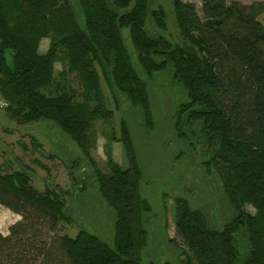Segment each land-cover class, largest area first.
<instances>
[{"label": "trees", "instance_id": "trees-1", "mask_svg": "<svg viewBox=\"0 0 264 264\" xmlns=\"http://www.w3.org/2000/svg\"><path fill=\"white\" fill-rule=\"evenodd\" d=\"M200 2L198 14L193 3L171 0L173 40L157 0H78L80 15L69 0H0V96L17 124L50 122L88 156L93 124L112 116L101 81L151 131L150 84L168 73L182 94L173 133L205 149L201 164L230 210L214 227L201 209L174 199L186 248L178 264H264V0ZM43 39L49 44L40 53ZM59 61L65 69L56 80ZM70 75L80 92L66 85ZM119 141L128 166L109 159L108 173L94 174L112 215L109 244L86 230L54 237L67 220V194L57 186L38 191L24 170H0V204L21 217L0 233V264H144L153 207L140 195L142 170L123 122Z\"/></svg>", "mask_w": 264, "mask_h": 264}, {"label": "rangeland", "instance_id": "rangeland-1", "mask_svg": "<svg viewBox=\"0 0 264 264\" xmlns=\"http://www.w3.org/2000/svg\"><path fill=\"white\" fill-rule=\"evenodd\" d=\"M69 1L76 14L80 15L78 0ZM183 1L193 3L200 14V0ZM227 1L250 4L263 0ZM157 2L164 7L167 15L168 27L164 36L177 40L171 0ZM258 21L264 26V14L258 17ZM148 29L153 32V27ZM124 38L129 45L126 31ZM48 44L49 39L40 42V53L46 52ZM63 69V61L55 64L56 80ZM66 85L81 91L73 75L68 77ZM101 85L112 116L107 121L93 124L89 132L91 147L88 156L50 122L17 124L7 116L0 96V170H24L38 191L57 186L67 194V220L60 224L61 228L54 237L64 234L74 237L80 230H86L109 244L113 234L112 215L98 195L94 174L96 170L108 173L109 159L121 168L128 166L119 141L123 122L130 130L142 170L140 195L149 200L153 207L152 213L146 218L149 241L143 254V263L163 264L169 261L178 264L184 260L186 248L175 229L176 197L185 198L193 207L201 209L214 227H219L230 215L220 183L212 173L207 174L205 166L201 164L205 149L189 139L181 140L173 133L172 116L176 104L182 98L181 91L168 73L156 76L150 84L155 127L147 131L142 117L130 107L125 97L118 93L114 99L103 81ZM247 210L254 213L249 207ZM20 219L19 215L0 204L2 235H7L8 228Z\"/></svg>", "mask_w": 264, "mask_h": 264}, {"label": "built area", "instance_id": "built-area-1", "mask_svg": "<svg viewBox=\"0 0 264 264\" xmlns=\"http://www.w3.org/2000/svg\"><path fill=\"white\" fill-rule=\"evenodd\" d=\"M3 106H5V104L3 103Z\"/></svg>", "mask_w": 264, "mask_h": 264}, {"label": "crops", "instance_id": "crops-1", "mask_svg": "<svg viewBox=\"0 0 264 264\" xmlns=\"http://www.w3.org/2000/svg\"><path fill=\"white\" fill-rule=\"evenodd\" d=\"M6 235V234H5Z\"/></svg>", "mask_w": 264, "mask_h": 264}]
</instances>
